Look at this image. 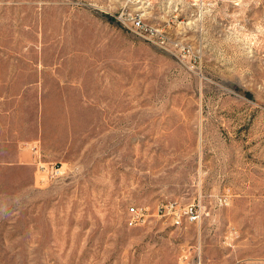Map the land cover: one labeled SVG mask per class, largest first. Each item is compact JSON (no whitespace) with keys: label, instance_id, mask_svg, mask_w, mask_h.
<instances>
[{"label":"rangeland","instance_id":"374dc122","mask_svg":"<svg viewBox=\"0 0 264 264\" xmlns=\"http://www.w3.org/2000/svg\"><path fill=\"white\" fill-rule=\"evenodd\" d=\"M0 264H264V0H0Z\"/></svg>","mask_w":264,"mask_h":264},{"label":"built area","instance_id":"2783aa9c","mask_svg":"<svg viewBox=\"0 0 264 264\" xmlns=\"http://www.w3.org/2000/svg\"><path fill=\"white\" fill-rule=\"evenodd\" d=\"M198 1V0H194ZM118 20L122 23L130 25L134 29L143 33H150L154 37H161L163 30L154 28L152 25L146 22L143 15L136 12H121ZM38 169L42 172L51 173L54 176H60L63 174V166H51L46 163H39ZM157 213L161 217L170 219L172 225L182 226L184 224L200 223L203 216V211L199 204L189 203L186 205H180L173 201H163L157 205ZM150 210L146 206L132 205L129 208V224L139 225L144 223L148 217H150Z\"/></svg>","mask_w":264,"mask_h":264},{"label":"bare ground","instance_id":"6f19581e","mask_svg":"<svg viewBox=\"0 0 264 264\" xmlns=\"http://www.w3.org/2000/svg\"><path fill=\"white\" fill-rule=\"evenodd\" d=\"M233 1H237V0H233Z\"/></svg>","mask_w":264,"mask_h":264}]
</instances>
